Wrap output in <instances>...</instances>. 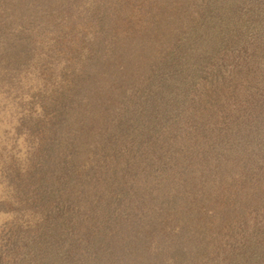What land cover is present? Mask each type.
<instances>
[{"label": "rangeland", "instance_id": "374dc122", "mask_svg": "<svg viewBox=\"0 0 264 264\" xmlns=\"http://www.w3.org/2000/svg\"><path fill=\"white\" fill-rule=\"evenodd\" d=\"M211 1L0 24V264H264V0Z\"/></svg>", "mask_w": 264, "mask_h": 264}, {"label": "trees", "instance_id": "16d2710c", "mask_svg": "<svg viewBox=\"0 0 264 264\" xmlns=\"http://www.w3.org/2000/svg\"><path fill=\"white\" fill-rule=\"evenodd\" d=\"M10 1L12 0H0V24H2L3 28L7 30L8 33L13 35L14 37L24 34L25 30L30 27L33 28V25L35 27V25L39 22V20L38 17L36 18L28 17V14L22 11L21 13L17 14L18 8L16 7L20 5V0L13 3H10ZM23 1L24 2L22 3L23 5H25L24 7L27 8L28 10H34L36 11V13L39 12L45 13L47 17L51 19H55L60 17L61 15H68L69 12H73L74 10L79 9L82 5H84L85 7L87 6L94 7L93 4L95 5V3L100 1L104 2V6L97 8L104 9L105 4H107L108 0H23ZM231 1H235V0L211 1L206 7L203 8V11L198 14L194 29H196L197 27H199V29L201 27L202 28L205 27L204 25L207 22V18L209 17V14L212 11L214 5L219 9H223L225 7H228V5L231 4ZM206 30L208 31L209 29L206 28ZM215 30L217 32L216 37H222V38L224 37L222 29L215 28ZM219 32H222V35L219 34ZM184 46L185 47L181 48V50L178 51L179 56L183 57L182 59L179 58V61H177L172 59V56H169L171 57L172 61H176V63L172 67L173 70L178 69L185 72L190 68L189 63L185 61L189 58L188 54L191 53V46L188 45H184ZM207 47L209 46L207 45ZM197 49L202 50L203 47H199ZM160 74L162 76V72ZM163 77L167 78V75H164Z\"/></svg>", "mask_w": 264, "mask_h": 264}]
</instances>
